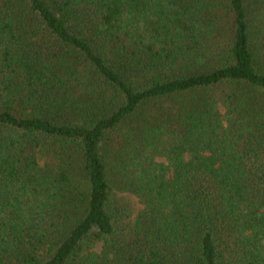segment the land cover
Returning <instances> with one entry per match:
<instances>
[{"label":"trees","instance_id":"trees-1","mask_svg":"<svg viewBox=\"0 0 264 264\" xmlns=\"http://www.w3.org/2000/svg\"><path fill=\"white\" fill-rule=\"evenodd\" d=\"M0 264H264V0H0Z\"/></svg>","mask_w":264,"mask_h":264}]
</instances>
